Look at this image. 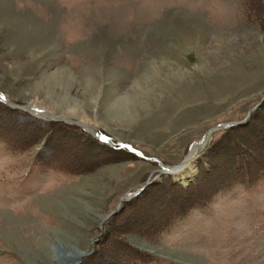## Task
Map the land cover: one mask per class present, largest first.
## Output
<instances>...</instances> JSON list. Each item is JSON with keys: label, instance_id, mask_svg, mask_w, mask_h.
I'll use <instances>...</instances> for the list:
<instances>
[{"label": "rangeland", "instance_id": "1", "mask_svg": "<svg viewBox=\"0 0 264 264\" xmlns=\"http://www.w3.org/2000/svg\"><path fill=\"white\" fill-rule=\"evenodd\" d=\"M134 94L136 116H114ZM0 95L25 107L0 102V264H66L80 252L77 264H126L118 233L156 257L147 264H264V178L221 180L230 162L215 154L220 133L187 178L176 175L188 169L155 180L194 181L203 206L139 234L159 225L146 218H158L164 197L151 192L131 213L136 230L100 227L122 194L264 96V0H0ZM255 110L237 143L252 167L264 100ZM129 144L141 157L107 149Z\"/></svg>", "mask_w": 264, "mask_h": 264}, {"label": "trees", "instance_id": "2", "mask_svg": "<svg viewBox=\"0 0 264 264\" xmlns=\"http://www.w3.org/2000/svg\"><path fill=\"white\" fill-rule=\"evenodd\" d=\"M246 0H244V3ZM257 110L253 111L250 114L249 119L244 124H238L236 126L230 127L226 130L219 131L217 134L219 139H217L214 143L218 144L216 147L217 149H221L220 153L216 152L215 154L219 158L221 156L226 157L224 159L228 160L230 162L229 166L230 168H226L223 170V177L221 180L226 181L227 184L231 183H239L246 185L247 183H252L256 180L264 178V124H261V126H252V130H256V134L259 135L260 140V150H261V158L262 162H259V165L256 167H252V163L248 160H245L243 157H240L241 148L237 145L239 139H240V131L242 129H245L249 126V123L252 122L254 119V116L257 114ZM51 124L57 125L59 127H66L68 128L69 125L63 123V122H56V121H50ZM86 135V134H85ZM229 137V138H228ZM224 138V139H222ZM228 138V141L225 142L224 140ZM222 139V141H219ZM111 152L115 153H126L129 155L125 150H113L111 148H107ZM131 155V154H130ZM228 156V157H227ZM217 157L215 159H217ZM102 160H98V163ZM252 161V160H251ZM226 166V167H227ZM228 169V170H227ZM204 172H206V169ZM209 170V169H208ZM207 170V171H208ZM255 170V173L252 171ZM210 171V170H209ZM228 172H231V174H228ZM228 174V175H227ZM210 180L214 179L216 181L215 175L212 177H208ZM151 192H155V195L160 194L161 197H164V202H162V207H166L164 210H161V208H158L156 211V216H158L157 219H152L147 217L146 219H151L154 223L159 222L157 226L151 227L146 222L144 223V227H148V231L142 230H136L135 226L136 221L135 217H137V213H134V211L137 209V205L144 201L145 198H147L148 194ZM154 195V196H155ZM152 196V197H154ZM185 199H187L185 201ZM206 202L205 197H201L198 195V185L193 181L190 182V184L184 188L183 186H176L173 184H170V182H156L153 181L150 183L139 195L134 197L133 199L126 201L123 203L122 208L119 212L113 215L110 219H108L104 224H113L114 222L117 223L118 227H122V230L129 229L131 227H134V230L138 231L140 234H145L146 232L153 233L155 230L159 229L160 231L165 229L166 227H169V225L172 223L173 220L184 217L187 210H191L193 208H197L200 206H203ZM155 205V202H154ZM132 215V216H131ZM134 215V216H133ZM163 215H165L163 217ZM127 216H131V221L129 220V223H134L132 225H128L127 223L123 222L122 219L127 218ZM155 216V217H156ZM160 216V217H159ZM146 219H144L146 221ZM115 223V224H116ZM143 223V222H142ZM140 227V226H139ZM143 227V228H144ZM130 230V229H129ZM105 234V232H104ZM119 234V233H118ZM118 234H115L113 240L115 239L120 240V242H117V250H119L120 255H122V258L124 259L126 264H147L150 261H155L156 257L152 256L146 252H139L132 248V246H128L125 243H122V238L117 236Z\"/></svg>", "mask_w": 264, "mask_h": 264}, {"label": "bare ground", "instance_id": "3", "mask_svg": "<svg viewBox=\"0 0 264 264\" xmlns=\"http://www.w3.org/2000/svg\"><path fill=\"white\" fill-rule=\"evenodd\" d=\"M66 71V70H65ZM67 73L69 74V72L67 71ZM59 75V74H58ZM68 76H71L72 77V75H71V73L68 75ZM54 77V76H53ZM52 77V78H53ZM59 77V82H60V84H65L66 82H67V80H66V77H64V75H63V73H61V75H59L58 76ZM58 82V83H59ZM86 89V88H85ZM139 96H137V94H134V95H128V96H126L125 98H124V100H121V104L119 103V105H117L115 108H113L112 109V111H113V115L114 116H116V117H134V116H136V114H137V112H136V110H135V105H134V103L136 102V101H138V100H140L139 98H138ZM141 101V100H140ZM142 102V101H141ZM69 111H68V110ZM67 111H64L63 112V114L66 116H68V115H75V116H77L78 117V115H77V113L78 112H76V110L73 108V107H67ZM111 112V111H110ZM78 118H80V117H78ZM211 135H212V133L207 129L206 130V132H205V134H203V136H202V138H200V139H198V140H195L194 142H193V144H192V146L190 147V149H189V152L187 153V156H186V158H185V156H184V158L186 159V160H189L190 162L188 163V166L187 167H185V169L184 170H187L188 168H190L191 166H192V159H193V157H194V154H195V152L198 150V149H200L206 142H207V140H209V138L211 137ZM192 162V163H191ZM176 169H178V165L176 166H174L173 167V170H176ZM181 171H183V170H180V171H175V172H172V173H180ZM185 172V171H184ZM180 173L181 175H176L177 177H182V178H185L186 176H188L189 174H190V171H189V169H188V171L186 172V174L185 173ZM188 174V175H187ZM180 177V178H181ZM187 178V177H186ZM81 256V252H80V254L79 255H75V256H72L71 258H70V261L69 262H66V264H77V262H78V260H79V257ZM75 257V258H74Z\"/></svg>", "mask_w": 264, "mask_h": 264}, {"label": "water", "instance_id": "4", "mask_svg": "<svg viewBox=\"0 0 264 264\" xmlns=\"http://www.w3.org/2000/svg\"><path fill=\"white\" fill-rule=\"evenodd\" d=\"M257 105H258V104H257ZM255 107H256V106H255ZM249 113H250V111L248 112L246 119L248 118ZM232 124H233V123H230V124H225V123L217 124V125H214V126L210 127V128H209V131H210V132H213V131H215V130H217V129H220V128H226V127H228V126H230V125H232ZM187 162H188V161H187L186 159L182 160V161L180 162V164H179L178 169L183 168V167L187 164ZM164 172H169V169L164 168V169H162V170H159V173H164ZM147 183H148V181H146V182L144 183L143 187H144ZM137 193H138V191H136V192H131V193L124 194L122 197H120V198H119V203H118V205H117V208H116L115 210L111 211V212L109 213V215H107V216L104 218V220H102V222L100 223V224H101L100 227H102V224L104 223V221H105L110 215L114 214L115 212H117V211L121 208V199H122L123 197L129 198V197H132V196L136 195Z\"/></svg>", "mask_w": 264, "mask_h": 264}]
</instances>
